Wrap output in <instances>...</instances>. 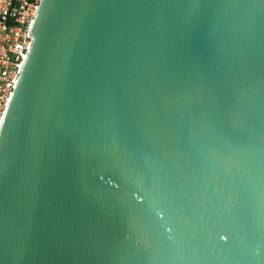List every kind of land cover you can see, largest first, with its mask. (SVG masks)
<instances>
[{
  "label": "water",
  "instance_id": "1",
  "mask_svg": "<svg viewBox=\"0 0 264 264\" xmlns=\"http://www.w3.org/2000/svg\"><path fill=\"white\" fill-rule=\"evenodd\" d=\"M0 119V264H264V0H39Z\"/></svg>",
  "mask_w": 264,
  "mask_h": 264
},
{
  "label": "built area",
  "instance_id": "2",
  "mask_svg": "<svg viewBox=\"0 0 264 264\" xmlns=\"http://www.w3.org/2000/svg\"><path fill=\"white\" fill-rule=\"evenodd\" d=\"M39 0H0V119L19 77Z\"/></svg>",
  "mask_w": 264,
  "mask_h": 264
}]
</instances>
